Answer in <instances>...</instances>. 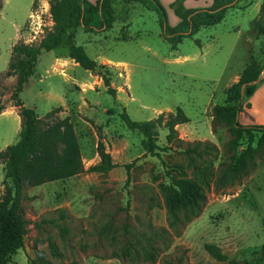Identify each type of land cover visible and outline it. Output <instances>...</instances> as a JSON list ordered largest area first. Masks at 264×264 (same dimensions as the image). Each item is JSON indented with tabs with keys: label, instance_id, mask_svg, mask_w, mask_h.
<instances>
[{
	"label": "rangeland",
	"instance_id": "374dc122",
	"mask_svg": "<svg viewBox=\"0 0 264 264\" xmlns=\"http://www.w3.org/2000/svg\"><path fill=\"white\" fill-rule=\"evenodd\" d=\"M0 1V75H5L10 48L17 41V27L25 26L23 32L29 34L31 21H41L47 29L50 10L40 19L35 11L30 16L34 0ZM47 1L50 4L52 0L38 2L34 10L50 9ZM159 1L169 25L175 27L179 19L172 6L178 0ZM213 1L182 0V5L185 9L204 10ZM263 1L241 0L239 7L246 8L244 11L230 9L224 22L203 28L175 49L166 42L156 12L140 4H125L124 0L113 2L116 22L112 31L95 37L83 31L77 34L76 44L83 46L92 60L103 53L114 62H122L107 64L114 72L105 67L116 98L125 102L133 121L163 117L158 126V145L167 150L160 152V158L146 154L143 136L129 131L119 116L112 119L107 112L91 120L74 114L71 121L86 172L26 187L22 216L28 222L27 234L24 248L12 257L11 264H41L42 258L44 264H231L254 262L261 256L264 133H245L234 143L231 123L218 117L216 109L230 104V91L240 79L235 84L230 80L248 61L245 40L251 30L257 33L252 22L258 3ZM125 18L130 26L123 31ZM91 36L93 45L86 43ZM251 47L264 66L262 46L254 41ZM52 55L46 52L42 58L45 65L36 70L42 74L44 84L34 82L43 90L52 83L56 92L63 94V78L48 66ZM77 76L88 75L80 67ZM3 83L7 90L0 103L8 108L13 105L15 86L9 84V78ZM31 88L23 93L24 99L29 100L36 91ZM81 88L88 89L85 85ZM99 101L100 110L115 107L108 94H101ZM247 103L245 100L242 106ZM34 106L40 116L48 112L42 101L37 100ZM179 108L190 119V127H176L177 135L168 143L167 117ZM244 113L237 119L239 124L256 126L257 119ZM19 127L15 116L0 117V152L19 141ZM251 141L255 148L253 160L244 171L235 173L234 165ZM99 142L117 163L108 174L87 172L101 162ZM179 182L190 184L193 190L187 202L175 205ZM9 184L5 164L0 163V197ZM206 244L217 245L229 261L213 259L205 251Z\"/></svg>",
	"mask_w": 264,
	"mask_h": 264
},
{
	"label": "trees",
	"instance_id": "16d2710c",
	"mask_svg": "<svg viewBox=\"0 0 264 264\" xmlns=\"http://www.w3.org/2000/svg\"><path fill=\"white\" fill-rule=\"evenodd\" d=\"M126 3L140 4L145 9L156 12L159 15L163 35L166 42L176 48L187 38L195 37L203 28L217 26L224 22L228 11L238 7L241 0H214L210 8L204 10L185 9L182 0H178L172 6L178 24L172 27L168 23L166 11L159 0H124ZM3 3L0 1V9ZM50 15L54 23L51 31L38 45H25L18 43L12 49V57L8 71L0 75V97L7 90L4 78L16 77V86L11 94L13 107L19 111L22 126L19 141L0 152V163L5 164V179L9 181L5 193L0 197V264H11V259L24 248L28 222L22 216V203L25 200L26 187H38L46 183L65 180L85 173L81 159L80 147L75 134L71 118H55L61 113V109L54 110L42 121L37 113L24 106L20 95L35 73L36 65L43 52H53L66 48L70 59L85 71L100 76L107 88V94L116 99V92L111 87L109 71L104 66H99L92 60L85 48L76 44V33L84 29L89 33H104L113 29L115 24V11L112 0H98L95 4L89 0H52L50 2ZM261 9V17L253 22L257 35L262 37L264 46V18ZM199 44V41H197ZM105 70V72H101ZM264 66L258 60H252L243 71L240 81L230 91V104L216 109L218 117H224L232 125L234 143L240 139V135L264 133V126H242L237 121L240 113L249 108L242 103L255 94L258 84L263 83L261 76ZM5 104L0 103V115L6 111ZM108 114L115 116L114 110ZM164 116V115H162ZM121 121L131 132H138L143 136L142 147L146 154L160 158V152L166 148L158 145V126L162 118L153 121H133L126 110L119 115ZM166 129L167 141L176 137V127L190 123V119L182 109L176 114H169ZM251 141L247 150L237 159L234 167L235 173L244 171L253 160L255 148ZM60 146L63 148L60 150ZM97 154L101 162L91 167L87 172L92 174H108L117 165L113 163L112 156L106 151L101 142L97 145ZM179 191L174 196L173 203L179 205L189 200L193 186L179 182ZM53 249V246H51ZM205 251L215 260L227 262L229 258L214 244H206ZM44 257V256H42ZM45 260L41 259V264ZM231 264H264V247L261 256L256 261H230Z\"/></svg>",
	"mask_w": 264,
	"mask_h": 264
},
{
	"label": "crops",
	"instance_id": "0c3cea01",
	"mask_svg": "<svg viewBox=\"0 0 264 264\" xmlns=\"http://www.w3.org/2000/svg\"><path fill=\"white\" fill-rule=\"evenodd\" d=\"M89 1L93 4H95L98 0H89ZM38 2L42 3L43 0H34L33 1L32 12H31L30 16H32L34 11H35L37 18H40L44 14H46V12H48L49 9H46V11L45 10L41 11V9L40 10H34V8H35L36 4H38ZM113 2H114V0H112V3ZM46 4L48 5V7L50 6L48 1L46 2ZM125 4H127V3H125ZM263 4H264V1L262 3H258V5H257V16H256L254 21H257L260 19L261 9H262ZM42 9H43V6H42ZM234 9H236L237 11L238 10L244 11L246 8H241L238 5V7L234 8ZM40 14H42V15H40ZM125 15H127V14L125 13ZM30 16H29L28 22L30 20ZM48 18L50 19V22L48 24L47 29H46V25H44V22L40 21V23H38V25L39 24L41 25V29L38 30L39 31L38 40L35 43L39 44L42 41V39L44 38V36L46 35V31H51L53 29L54 23L52 22L50 14H49ZM115 22H116V16H115ZM253 22H252V26H253ZM122 23H126V24H124L123 31L130 26L128 23V19H126V18L122 20ZM24 27L25 26H23L21 28L17 27V29H16L17 41L10 48V51H9L10 61H11V57H12L13 47L22 41H24V43H26L31 36V33L26 34L23 32ZM113 28H114V26H113ZM112 30H110V31H112ZM80 31H83L84 33L90 34L94 37L100 36L101 34H105V33L107 34L108 32H110V31H108V32H104V33H89V32H86L84 29H79L76 33V36ZM92 36L90 37V41H86V43L93 45L94 42L92 40L93 39ZM107 38L105 37V39H107ZM254 41L258 42V47L260 45L262 46L261 47V50H262L261 55L264 58V46H263L262 37L258 36L257 33L253 34V32L251 30L249 37L246 38V40H245V45L248 47V50L246 51V57H247L248 61L244 65H242L240 70L237 73H235L233 75V77L231 78L230 81H233V84H235L236 81L238 79H240L243 71L250 64V62L253 59L258 60L257 56H255V53L253 52V50H250L251 48H253L251 46H253ZM45 53L46 52H43L40 55L38 62H37V65H36L34 75L32 77H30L28 83H26V85L23 88V92L20 95V98H21L22 102L24 103V106L27 108L33 109L36 113H37L38 108H36L34 106L35 102L37 100H39V101L46 103V106L48 107V112L42 116H40L37 113V115L39 116L40 119H42L43 117L47 116L48 114H50L51 112H53L54 110H57V109H61V113L58 114L60 119H66L68 117L71 118L74 116V114H76V115L81 114V115H83L86 118H89L91 120H95V118L98 115L107 114V112L109 110H114L117 112L115 117H118L121 114V112L118 111L119 109L126 110V107H125L126 104H125V102H123V100L119 96L116 99H113L114 103H115V107L104 108V109L100 110L101 105H100L99 98H100L101 94H107V92H106L107 88L105 87L102 78H100L99 76L93 75L89 71H86V73L88 75L86 78H78L77 69L80 68V66L68 57L66 51L61 52V51L57 50V51H53V52H47V53L53 54L52 55L53 57L49 60V63H48L49 69H51L52 71H54L55 74H57L58 76L63 78V83L65 84V90H64L63 94L56 92L57 89L54 87V85L52 83H48L44 90L41 88H38V86L34 82V80H37L38 84H40V85H43L45 82L42 74L36 73V70H38V67L42 64V58H44ZM97 57H98L96 59L97 64L99 66H104V67L110 68L111 69L110 72H114V70H113L112 65H107L108 63H114V64L122 63V62H114L113 60L106 57L103 53L97 54ZM42 65H45V63ZM8 68H9V65H8ZM47 72H48V70H47ZM261 80H264V73L261 76ZM9 84L12 86H16V77L9 78ZM82 85L87 86L88 89L81 88ZM30 87H32L31 91L34 89H36V91H33L31 98H29V100H26L22 97V95ZM248 105H249V108L244 109L240 113V116L238 117V119H240V117H242L245 114L244 112L246 111L249 114L253 115L254 118L257 119L258 123L256 125L264 126V82L258 84V87H257L255 94L248 101ZM5 115L15 116L18 119V123H20L19 128L21 131V126H22L21 117L19 115V111L15 107H13V105L8 106L6 111H4L0 115V117L5 116ZM111 118L114 119V116ZM242 126H247V125H242ZM178 127L184 129L186 127H190V125L186 124V125H181ZM189 139H191V138H189ZM114 164L117 165V163H114Z\"/></svg>",
	"mask_w": 264,
	"mask_h": 264
},
{
	"label": "built area",
	"instance_id": "2783aa9c",
	"mask_svg": "<svg viewBox=\"0 0 264 264\" xmlns=\"http://www.w3.org/2000/svg\"><path fill=\"white\" fill-rule=\"evenodd\" d=\"M39 29H41V25L39 24L38 25V23L37 22H35V23H32V21H31V36H30V38H29V40L25 43V45L27 44V45H32V44H34L37 40H38V35H39Z\"/></svg>",
	"mask_w": 264,
	"mask_h": 264
}]
</instances>
